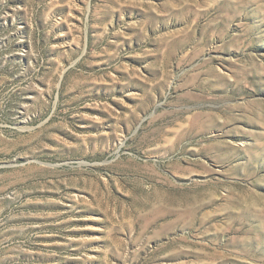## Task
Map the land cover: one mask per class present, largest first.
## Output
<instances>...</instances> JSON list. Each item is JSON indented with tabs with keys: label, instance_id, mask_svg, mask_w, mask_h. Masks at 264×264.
I'll return each mask as SVG.
<instances>
[{
	"label": "rangeland",
	"instance_id": "1",
	"mask_svg": "<svg viewBox=\"0 0 264 264\" xmlns=\"http://www.w3.org/2000/svg\"><path fill=\"white\" fill-rule=\"evenodd\" d=\"M0 264H264V0H0Z\"/></svg>",
	"mask_w": 264,
	"mask_h": 264
}]
</instances>
